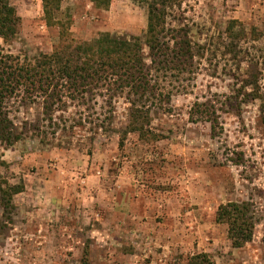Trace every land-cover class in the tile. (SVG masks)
<instances>
[{
	"label": "rangeland",
	"instance_id": "obj_1",
	"mask_svg": "<svg viewBox=\"0 0 264 264\" xmlns=\"http://www.w3.org/2000/svg\"><path fill=\"white\" fill-rule=\"evenodd\" d=\"M163 1L62 0L57 17L77 41L142 36L150 5L159 4L167 25L194 44V80L173 97L170 113L153 115L163 139L130 134L122 148L123 99L112 130L98 133L80 125L64 133L62 113L50 122L39 103L13 104L25 136L0 149L8 165L0 176L24 190L11 208L0 200V264H188L201 253L211 264H264V0ZM11 3L22 23L5 51L22 59L51 53L59 29L47 24L43 0ZM232 20L243 36L230 37ZM197 102L217 111L218 136L191 119ZM36 126L45 133L37 136ZM227 202L253 206L255 236L243 249L216 221Z\"/></svg>",
	"mask_w": 264,
	"mask_h": 264
},
{
	"label": "trees",
	"instance_id": "obj_2",
	"mask_svg": "<svg viewBox=\"0 0 264 264\" xmlns=\"http://www.w3.org/2000/svg\"><path fill=\"white\" fill-rule=\"evenodd\" d=\"M43 9L47 24L59 29V44L51 53L22 59L3 47L17 37L22 19L11 0H0V149H9L25 136L12 118L15 103H39L45 120L50 122L62 113V127L57 124V128L64 133L79 125L91 126L90 132L98 133V129L112 130L115 104L123 99L128 107V124L119 147L135 133L147 142L163 139L151 127L153 115L170 113L173 97L191 91L196 57L187 33L167 25L166 10L156 3L150 5L142 36L101 33L95 39L77 41L69 22L57 17L64 16L62 0H43ZM238 24L236 20L229 23L231 38L244 35V28L235 34ZM190 117L194 122L210 123L212 133L220 134L219 116L212 105L195 103ZM69 121L74 124L68 127ZM34 130L37 136L45 133L40 126ZM0 167L8 168L1 157ZM23 190V184L12 185L0 176V200L5 209L11 208L13 197ZM216 221L228 226L234 248L243 249L252 243L256 221L250 202L221 204ZM188 264H211V256L192 255Z\"/></svg>",
	"mask_w": 264,
	"mask_h": 264
}]
</instances>
